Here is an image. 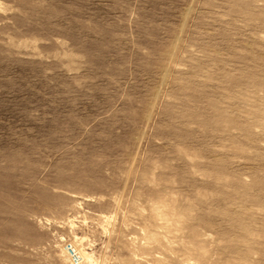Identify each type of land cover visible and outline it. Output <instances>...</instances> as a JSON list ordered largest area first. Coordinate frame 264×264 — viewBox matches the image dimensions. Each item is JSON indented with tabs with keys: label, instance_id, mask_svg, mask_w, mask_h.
Here are the masks:
<instances>
[{
	"label": "rangeland",
	"instance_id": "rangeland-1",
	"mask_svg": "<svg viewBox=\"0 0 264 264\" xmlns=\"http://www.w3.org/2000/svg\"><path fill=\"white\" fill-rule=\"evenodd\" d=\"M68 246L264 264V0H0V264Z\"/></svg>",
	"mask_w": 264,
	"mask_h": 264
},
{
	"label": "built area",
	"instance_id": "built-area-1",
	"mask_svg": "<svg viewBox=\"0 0 264 264\" xmlns=\"http://www.w3.org/2000/svg\"><path fill=\"white\" fill-rule=\"evenodd\" d=\"M66 253H67V255L70 259V262L72 264H78L79 263L80 258L78 256V254L76 253V251L71 246H68L66 248Z\"/></svg>",
	"mask_w": 264,
	"mask_h": 264
},
{
	"label": "bare ground",
	"instance_id": "bare-ground-1",
	"mask_svg": "<svg viewBox=\"0 0 264 264\" xmlns=\"http://www.w3.org/2000/svg\"><path fill=\"white\" fill-rule=\"evenodd\" d=\"M78 249H79V253H80V255H81V258H82V260L83 261H88V262H90L91 261V258H90V256L87 254V253H85L79 246H78ZM76 251V250H75ZM76 253H77V251H76ZM78 254V253H77ZM79 255V254H78ZM80 257V256H79Z\"/></svg>",
	"mask_w": 264,
	"mask_h": 264
}]
</instances>
